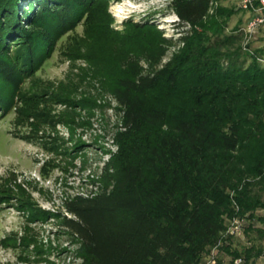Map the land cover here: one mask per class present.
Listing matches in <instances>:
<instances>
[{"label": "trees", "instance_id": "obj_1", "mask_svg": "<svg viewBox=\"0 0 264 264\" xmlns=\"http://www.w3.org/2000/svg\"><path fill=\"white\" fill-rule=\"evenodd\" d=\"M67 1L39 0L31 21L72 22L87 0L69 8ZM14 2L0 0V35L15 25L6 14ZM218 3L171 0L178 37L153 21H132V35L110 49L104 75L117 102V149L93 180L96 189L64 201L72 215L62 225L77 245V264H201L214 248L233 264L238 257L255 264L264 253L253 237L232 248L234 234L226 233L238 216L242 230L264 239L257 213L264 209V44L253 46L240 24L230 28L235 9ZM26 39L15 48L22 68L31 57Z\"/></svg>", "mask_w": 264, "mask_h": 264}, {"label": "rangeland", "instance_id": "obj_2", "mask_svg": "<svg viewBox=\"0 0 264 264\" xmlns=\"http://www.w3.org/2000/svg\"><path fill=\"white\" fill-rule=\"evenodd\" d=\"M38 1L15 0L14 11L6 12L15 25L8 23L0 35V264H77V245L62 225L72 215L64 201L96 189L93 180L117 149V102L104 75L112 66L110 49L121 36L132 35V21H153L178 37L179 17L171 0H87L72 22L61 25L45 15L49 20L39 26L31 21L41 12ZM71 1L64 7H72ZM241 2L219 0L235 9L230 28L240 24L248 30L252 13ZM258 27L250 31L253 46L264 44V26ZM27 36L31 57L22 68L15 48ZM257 235L242 230L229 241L240 250L251 237L264 246ZM216 251L214 264H233L231 254ZM255 264H264V253Z\"/></svg>", "mask_w": 264, "mask_h": 264}, {"label": "built area", "instance_id": "obj_3", "mask_svg": "<svg viewBox=\"0 0 264 264\" xmlns=\"http://www.w3.org/2000/svg\"><path fill=\"white\" fill-rule=\"evenodd\" d=\"M242 6L252 11L251 18L248 25V31H253L258 25L264 22V0H242ZM243 219L235 216L230 220L227 227V234H237L242 231ZM216 261L215 250L212 251L210 258L201 264H214ZM242 262V258L238 257L235 259V263L239 264Z\"/></svg>", "mask_w": 264, "mask_h": 264}]
</instances>
